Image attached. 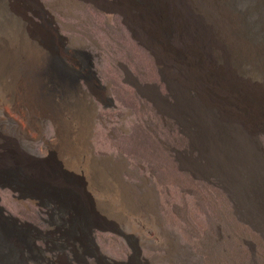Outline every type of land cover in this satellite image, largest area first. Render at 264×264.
Here are the masks:
<instances>
[{
  "label": "rangeland",
  "instance_id": "1",
  "mask_svg": "<svg viewBox=\"0 0 264 264\" xmlns=\"http://www.w3.org/2000/svg\"><path fill=\"white\" fill-rule=\"evenodd\" d=\"M134 1L160 33L167 27L162 47L142 34L117 0L21 1L20 20L0 17V41L21 74L37 52L43 58L51 53L59 116L34 114L22 98L20 79L16 90L24 101L0 100V183L9 185L17 170L26 184L28 179L63 188L61 174L67 173L64 188L85 209L63 213L52 198L44 205L40 198L0 190V206L7 210L0 212L1 264H68L65 253L80 262L90 258L86 216L107 231L95 232L107 261L90 258V264H139L136 249L115 229L140 247L149 264H264V178L250 180L252 160L240 161L244 151L233 144L230 154L236 172L247 179L248 197L234 176L212 163L203 67L200 85L181 87L175 80L189 70V26L180 47L173 5ZM14 5L10 0L8 6ZM219 86L216 79L210 89ZM234 128L240 132L242 124L216 114L218 141L233 140ZM242 131L245 143L264 158V127Z\"/></svg>",
  "mask_w": 264,
  "mask_h": 264
},
{
  "label": "bare ground",
  "instance_id": "2",
  "mask_svg": "<svg viewBox=\"0 0 264 264\" xmlns=\"http://www.w3.org/2000/svg\"><path fill=\"white\" fill-rule=\"evenodd\" d=\"M9 1L0 0L1 20L6 21L7 17L20 20L19 3L21 1L29 2V0H15L14 8L8 6ZM168 1L173 5V9L176 11L174 17L179 21L176 30L179 31L180 47L183 45L184 31H188V26L190 34V37H188V47L191 54L189 57L190 61L186 64L189 70L186 72V76L180 73L175 80L181 87H186L189 84L200 85L203 67L207 85L205 95L206 115L208 117L206 149L209 151L212 163L217 168L218 165L221 166L227 175L234 176V180L239 184L238 189L248 197L251 192L248 190L247 179L241 173L236 172L234 168V155H231L230 151L233 144L244 151V155L240 158V161L247 160L248 157L251 158L252 168L248 172L250 180L253 183L264 178V158L255 146L245 143L242 131L248 130V127L250 129L258 126L264 127V42L260 41L261 34L264 31V0ZM239 2L244 3L243 7L239 6ZM137 5L140 4L134 0H117L116 3L117 7H124L127 14L138 25L146 38L162 47L161 36L167 34V27L163 26L160 33L157 27L145 18L146 10ZM185 16L186 21H184ZM253 16H255L254 21L251 20ZM24 35L29 37L25 32ZM35 40L40 46L47 47L43 38L37 36ZM30 43L32 44L31 41ZM202 49L205 53L204 55L202 54V59L196 62L194 56L199 57ZM36 54L31 57L32 60L28 61L30 65L22 70L23 73L21 74L17 70L16 62L13 61L0 41V100L2 104L11 102L14 104L17 100L23 102L22 98H25L34 114L58 118V109L55 105L56 99L58 100L56 96L57 83L51 70L53 57L51 53L49 55L45 54L46 58H43L42 54L38 52ZM176 60L183 66L181 58L176 57ZM215 78L219 80L220 86L216 90H211L210 87L213 86L214 88V84L216 83ZM19 79L25 83L23 87H20L24 92L22 98L18 97V90H16ZM75 79L78 82V78ZM158 93L163 96L161 92L158 91ZM194 110L197 118H199V101L195 104ZM217 113H220L224 122L235 119L236 126L239 123L242 124L240 132H237L235 128L232 129L231 136H233V140L229 143L225 140L218 141V131L215 129V117ZM87 121L89 120L85 119L86 123ZM86 151L87 153L85 152V154L91 153L89 149ZM92 151L94 153V150ZM45 167L46 169L48 167L51 169L50 164ZM89 168L90 171L95 172L97 170V167L92 165V163ZM63 174H61L62 188L48 182L39 183L36 180L30 181L28 179L27 182L30 183L26 184L20 177V171L13 170L11 181L14 185L11 184L12 182L8 185L5 181L4 183H0V190L12 189L14 192L18 191L22 193L21 195L25 199L40 198L43 200L44 205V199L52 198L54 203L59 205L57 210L63 213H71L73 211V213L78 214L81 213L80 211L85 212L84 208L76 205V201L73 199L74 193L72 194V191L64 188V184H67L70 176L67 173ZM2 178L0 177V182H3ZM75 180V183H77V179ZM107 181L98 180L99 183L101 182L106 187L109 186ZM1 201L0 198V203ZM0 212L2 215H6L7 210L0 206ZM76 218L79 219V216ZM86 218L87 220L83 227L88 228L89 242L92 246V252L88 255L91 259H104L107 261V257L103 255L95 239L96 231H107L105 228L103 229L102 225H96V222L90 220L87 216ZM12 220L19 223L18 219L12 217ZM74 224L76 226V223ZM74 230L78 232V227H75ZM113 233L124 238L131 251L132 249H136L135 252H137L136 257L139 260V264H149V261L144 262L142 260L140 247L132 245L133 241L126 234L121 231L116 232V229ZM70 254L65 253L68 264H90L91 262L89 257L80 262L79 258L76 260V255L75 257H71ZM3 264L14 263H8L6 259Z\"/></svg>",
  "mask_w": 264,
  "mask_h": 264
}]
</instances>
